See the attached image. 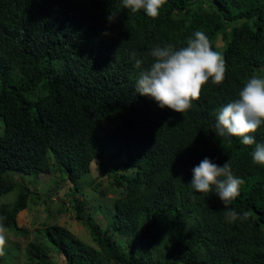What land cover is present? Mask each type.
I'll return each mask as SVG.
<instances>
[{"label": "trees", "instance_id": "trees-1", "mask_svg": "<svg viewBox=\"0 0 264 264\" xmlns=\"http://www.w3.org/2000/svg\"><path fill=\"white\" fill-rule=\"evenodd\" d=\"M196 31L213 51L222 39L224 81L210 80L182 114L139 95L131 52L147 68L153 47L179 49ZM254 75L264 77V0H166L156 18L122 0H0V197L16 190L0 204V222L24 244V264H53L51 253L64 264H264V166L252 160L255 145L215 133L216 111ZM254 135L264 143V125ZM108 152L110 164L120 160L112 175L120 197L106 227L73 199L95 247L52 224L62 208L48 210L53 218L30 238L17 216L44 194L12 173L32 185L57 173L80 194L81 178ZM205 157L230 160L245 181L227 206L215 189L189 185ZM229 208L249 216L228 223Z\"/></svg>", "mask_w": 264, "mask_h": 264}, {"label": "clouds", "instance_id": "clouds-1", "mask_svg": "<svg viewBox=\"0 0 264 264\" xmlns=\"http://www.w3.org/2000/svg\"><path fill=\"white\" fill-rule=\"evenodd\" d=\"M166 0H122L124 8L131 12L143 10L147 16L156 18L164 7ZM113 21V13L108 17ZM151 63L142 66L144 59L133 50L131 58L134 66L140 69L136 80V92L151 97L161 109H170L176 113L188 111L193 101L199 100L201 93L211 80L221 84L225 79L226 64L223 56L212 50L208 36L203 31H196L194 38L187 45L176 49L172 45L155 46L149 54ZM216 136L239 137L246 146L255 145L252 160L264 166V143H257L255 133L264 125V77L252 76L239 91L238 97L216 111ZM242 178L234 175L231 161L220 165L208 157L192 169L190 187L199 193H209L213 189L222 203L229 202L240 195ZM248 212L242 215L229 208L225 213L228 223L246 220ZM6 217H0V221ZM8 229L0 222V252L6 243Z\"/></svg>", "mask_w": 264, "mask_h": 264}, {"label": "rangeland", "instance_id": "rangeland-1", "mask_svg": "<svg viewBox=\"0 0 264 264\" xmlns=\"http://www.w3.org/2000/svg\"><path fill=\"white\" fill-rule=\"evenodd\" d=\"M203 7L207 8L208 5L203 3ZM222 47L223 41L218 37L214 51L221 54ZM2 126L0 122V135L3 133ZM111 154L112 152L107 153L103 166L99 162L91 164L89 175L82 177L80 180L82 185L80 194H74L70 183L65 180L63 175L57 173L41 174L34 185L29 183L30 177L12 173V178L20 184L27 185L35 193L44 194L38 200L33 199V201H30L28 208L18 214V225L26 229L31 238L34 233L39 231L41 233L44 223L48 222L49 218H53L54 215L50 216L48 210L55 212L62 208L63 211L60 212V215L56 214L57 216L53 219L52 224L65 227L84 243L94 246L88 230L80 221L75 219L76 212L73 199L83 205L84 213L86 215L90 214L101 228L106 227L107 209L112 206L116 198L120 197V193L116 191L112 184V175L116 172V166L120 160H114L113 164H110L109 157ZM47 197L49 200L44 203L43 200ZM15 199L16 190L8 195L1 196L0 204H11ZM5 235L6 243L2 252H0L2 256L0 264H24V244L8 231ZM115 240L126 248V245L118 237ZM51 262L53 264H64V258L51 253Z\"/></svg>", "mask_w": 264, "mask_h": 264}]
</instances>
